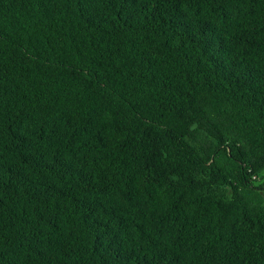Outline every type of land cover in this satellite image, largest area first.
<instances>
[{"label":"trees","instance_id":"16d2710c","mask_svg":"<svg viewBox=\"0 0 264 264\" xmlns=\"http://www.w3.org/2000/svg\"><path fill=\"white\" fill-rule=\"evenodd\" d=\"M0 264H264V0H0Z\"/></svg>","mask_w":264,"mask_h":264}]
</instances>
